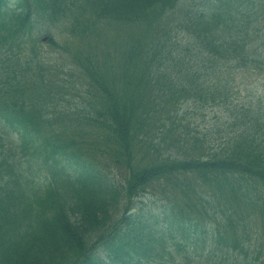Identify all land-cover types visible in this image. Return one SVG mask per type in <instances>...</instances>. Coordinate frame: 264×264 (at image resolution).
<instances>
[{
    "label": "trees",
    "instance_id": "obj_1",
    "mask_svg": "<svg viewBox=\"0 0 264 264\" xmlns=\"http://www.w3.org/2000/svg\"><path fill=\"white\" fill-rule=\"evenodd\" d=\"M259 1L22 0L68 23L48 43L80 84L57 85L36 53L0 72L14 84L0 112V264H264V89L236 94L241 73L264 71ZM193 104L223 113L199 125L182 114ZM117 172L131 176L123 217ZM163 175L183 183L151 224L129 207ZM198 237L201 256L171 251Z\"/></svg>",
    "mask_w": 264,
    "mask_h": 264
},
{
    "label": "rangeland",
    "instance_id": "obj_2",
    "mask_svg": "<svg viewBox=\"0 0 264 264\" xmlns=\"http://www.w3.org/2000/svg\"><path fill=\"white\" fill-rule=\"evenodd\" d=\"M36 25L38 28L37 33L34 35L35 38L39 37V45L35 46L38 47V55L36 56V59H40L43 64L46 67V70L49 71V75L51 78H54L57 85H71L74 84V81H76V85H79L80 81V73L77 68L73 66L71 63L70 53L59 50L51 46L49 43H46L44 41H40L42 35L45 33L52 34L57 40L61 41L66 36L65 26L68 25L67 22H54L50 23L43 19H38L36 21ZM37 29L34 28L33 31L35 32ZM172 38L174 42L179 43L181 41V35H177L175 33H172ZM28 50L32 52V44L29 45ZM244 79V77L242 78ZM242 81V80H241ZM245 81V80H244ZM251 83L246 88L244 86V82L240 84V89H237V95L241 98H247L248 95L257 94V90L261 91L263 89V83H264V76L263 75H254V77L250 78ZM77 87V86H76ZM73 95V94H70ZM76 101H78V98H76ZM191 109V108H190ZM196 112L200 116H205L206 123H213L216 116V107H207L205 110H198L196 108ZM218 111V108H217ZM220 111V110H219ZM192 112V109L190 110ZM203 126V125H202ZM131 176H129V184H130ZM129 186V185H128ZM125 190L128 187H124ZM143 201L144 204H147V206L156 207L157 203H154V200L152 198H149L148 196H143L139 199L140 201Z\"/></svg>",
    "mask_w": 264,
    "mask_h": 264
}]
</instances>
